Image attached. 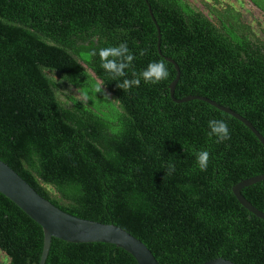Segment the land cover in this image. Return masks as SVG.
<instances>
[{
    "label": "trees",
    "instance_id": "16d2710c",
    "mask_svg": "<svg viewBox=\"0 0 264 264\" xmlns=\"http://www.w3.org/2000/svg\"><path fill=\"white\" fill-rule=\"evenodd\" d=\"M206 7L211 17L189 0H0V160L65 213L127 231L159 264H264V221L233 193L264 175V146L233 116L170 94L177 72L164 57L181 71L176 99L208 98L264 137V37L235 9ZM121 43L135 57L128 78L159 60L168 78L124 92L91 55ZM97 81L103 92L84 106L81 91ZM211 119L227 122L230 140L209 138ZM242 194L264 212V181ZM43 242L0 194V254L39 264ZM46 264L137 262L112 245L53 239Z\"/></svg>",
    "mask_w": 264,
    "mask_h": 264
},
{
    "label": "water",
    "instance_id": "95a60500",
    "mask_svg": "<svg viewBox=\"0 0 264 264\" xmlns=\"http://www.w3.org/2000/svg\"><path fill=\"white\" fill-rule=\"evenodd\" d=\"M146 1V0H144ZM148 3V2H147ZM150 15L158 30V52L161 51V32L154 18L150 4H148ZM166 61L174 65L177 72L175 80L170 85L171 98L175 103H187L193 100L204 101L211 106L223 111L244 123L260 140L264 146L262 134L244 117L230 108L204 97L189 96L182 100L175 97V91L181 78L178 64L171 58L164 57ZM264 181V175L247 179L233 188V193L238 202L250 213L264 221V212L257 209L242 194L243 189ZM0 194L14 203L28 217L35 221L43 229L44 242L39 264H46L52 246L53 239L72 244L102 243L115 246L131 255L137 264H159L151 250L139 239L113 224H102L94 221L84 220L60 210L27 183L18 173L0 160ZM203 264H235L224 258L210 260Z\"/></svg>",
    "mask_w": 264,
    "mask_h": 264
},
{
    "label": "clouds",
    "instance_id": "9594fccd",
    "mask_svg": "<svg viewBox=\"0 0 264 264\" xmlns=\"http://www.w3.org/2000/svg\"><path fill=\"white\" fill-rule=\"evenodd\" d=\"M98 54L100 59V67L108 74L111 75L113 80L123 78L122 81L117 83V86L124 92L139 87L141 80L145 84H158L168 78L169 72L164 60L153 61L148 66L137 73L131 71V78H128L126 70L132 69L133 61L135 59L129 51L126 43H121L119 46H109L99 49L98 53L93 51L91 55ZM140 55H145V50L140 51ZM103 85L100 82L90 83L84 88L80 95L84 106H87L92 97L97 96L98 93L103 92ZM107 96V94H105ZM208 136L209 138L215 137L216 143H221L231 139L229 126L223 119H211L208 122ZM210 159V153L206 150H201L196 153V166L200 171H206ZM175 171V165L170 163L166 176L171 175Z\"/></svg>",
    "mask_w": 264,
    "mask_h": 264
},
{
    "label": "rangeland",
    "instance_id": "374dc122",
    "mask_svg": "<svg viewBox=\"0 0 264 264\" xmlns=\"http://www.w3.org/2000/svg\"><path fill=\"white\" fill-rule=\"evenodd\" d=\"M194 7L199 8L201 11L211 17L206 6L213 7L217 10L225 8H233L241 14L243 23L251 26L255 32L264 37V14L258 10L252 2L247 0H189ZM216 22L215 18L212 17ZM0 264H11L6 255L0 254Z\"/></svg>",
    "mask_w": 264,
    "mask_h": 264
},
{
    "label": "flooded vegetation",
    "instance_id": "af4514ba",
    "mask_svg": "<svg viewBox=\"0 0 264 264\" xmlns=\"http://www.w3.org/2000/svg\"><path fill=\"white\" fill-rule=\"evenodd\" d=\"M247 1H252V0H247ZM258 1H260V3L263 5V7H264V0H258ZM253 4V3H252ZM255 6V5H254ZM256 7V6H255ZM257 8V7H256ZM258 9V8H257ZM258 10H260V9H258ZM261 11V10H260ZM261 13H263V11H261ZM264 14V13H263Z\"/></svg>",
    "mask_w": 264,
    "mask_h": 264
}]
</instances>
